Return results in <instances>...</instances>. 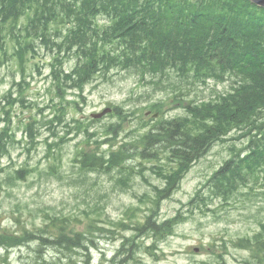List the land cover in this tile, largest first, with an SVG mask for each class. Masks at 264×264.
<instances>
[{"label":"trees","instance_id":"obj_1","mask_svg":"<svg viewBox=\"0 0 264 264\" xmlns=\"http://www.w3.org/2000/svg\"><path fill=\"white\" fill-rule=\"evenodd\" d=\"M38 47L61 55L53 59L50 69L59 91L64 87L81 90L86 83L106 78L113 71L129 72L141 82L149 80L159 92L175 85L173 75L190 86L203 85L208 80H232L228 94L211 103H188L182 118L163 119L155 109L159 116L150 119L154 124L140 136L141 149L133 154L122 144L107 155L97 151L77 155L83 175H110L118 171V181L123 186L134 173H124L123 167L132 159L158 160L163 156L165 163L150 168L164 184L152 186L155 196H151L150 206L146 205L150 214H144V219L133 218L135 230L152 239L150 246L142 245L146 250L172 236L179 223L193 212L216 213L217 208L208 207L215 200L223 205L241 188L254 190L250 184H256L264 172L263 8L248 0H0V66L15 61L21 76L28 59L37 55ZM69 58L75 59L71 70L65 68ZM10 84L0 98V189L5 171L1 161L16 144L34 146L42 128L49 132L50 138L44 139V144L54 161L60 144L56 142L57 124L66 134L77 131L90 136L86 126L64 119L63 107H54L56 114L48 120L44 117L42 121L25 124L23 141L16 140L11 114L17 104L24 106L26 84L24 78L11 80ZM115 111L120 113L119 108ZM113 125L111 130L115 134ZM232 130L246 138L244 146L223 159L216 169L203 173V180L184 204L189 211H178L157 221L160 200L171 198L193 168L201 166L204 152L214 144L221 145ZM48 140L53 143L48 145ZM171 163L176 167L168 168ZM136 172L143 176L142 170ZM23 174L25 169L16 171L14 179H22ZM47 221L49 224L36 231L21 232L20 237L0 234V246L21 247L37 242L36 249L31 250L35 264H48L46 248L64 253L74 248L87 252L95 246L96 232H105L104 227H98L90 235L78 231L70 234L65 231L68 223L62 219L53 217ZM122 224L115 228L126 229ZM252 237L239 238L236 245L264 255V223ZM136 246L140 245L134 239H124L119 252L129 254ZM6 261L2 258L0 264Z\"/></svg>","mask_w":264,"mask_h":264},{"label":"rangeland","instance_id":"obj_2","mask_svg":"<svg viewBox=\"0 0 264 264\" xmlns=\"http://www.w3.org/2000/svg\"><path fill=\"white\" fill-rule=\"evenodd\" d=\"M36 51V56H29L21 76L15 61L0 66V98L12 85L11 80L17 82L24 78L26 84L24 106L17 104L11 114L15 139L23 141L25 124L34 119L42 121L44 117L48 120L56 114L54 107H63L64 119L86 126L90 136L77 131L66 134L57 124L59 137L56 142L60 144L55 151L56 161L44 144V139L50 138L44 128L40 130L41 136L35 147L22 142L14 149L10 148V157L1 161L5 171L1 176L0 234L20 237L21 232L36 231L49 224L47 218L53 217L67 222L65 231L70 234L78 231L90 235L98 227L105 228L103 233L96 232L95 246H90L87 252L74 248L64 253L46 248L48 264H86V260L87 264H264V255L259 251L236 245L239 238L252 239L264 223V172L256 184H250L254 190L241 188L223 205L215 200L208 207L217 208L216 213L193 212L179 223L172 236L146 250L142 245L150 246L152 239L135 230L133 218L143 216L144 219V214H150L146 205L150 206L151 196H155L152 186L164 185L150 168L165 163L163 156L160 155L158 160L132 159L127 167L123 166L124 173L134 172L125 186L118 181V171L110 175L97 172L83 175L76 161L81 152L97 151L107 155L122 144L133 154L141 149L140 136L154 124L151 116H144L145 112L154 113L156 109L163 119L182 118L188 103H211L228 94L232 80L190 86L173 75L175 85L159 92L149 80L141 82L129 72L113 71L106 78L99 77L83 85L81 90H68L63 86L64 89L59 91L50 77V69L53 59L61 55L41 47ZM74 64L75 59L69 58L65 68L71 70ZM11 92L15 94V90ZM181 99L184 102H180ZM115 106L119 107V114L114 111L96 123L90 121L91 114ZM111 124H114L115 134L111 126L108 127ZM232 131L226 134L221 145L214 144L204 152L201 166L193 168L171 198L160 200L157 221L172 217L178 211H189L184 204L203 180V173L216 169L223 159L244 146L246 138H240L239 133ZM52 143L47 142L48 145ZM167 167H176V164ZM21 169H25L23 178L14 179L15 172ZM138 170H142L143 176L136 172ZM120 222L127 228L116 229ZM124 239H134L140 246L129 254L119 252ZM37 244L17 249L0 248V259L9 261L5 264H35V253L31 250L36 249ZM59 258L61 261H55Z\"/></svg>","mask_w":264,"mask_h":264},{"label":"water","instance_id":"obj_3","mask_svg":"<svg viewBox=\"0 0 264 264\" xmlns=\"http://www.w3.org/2000/svg\"><path fill=\"white\" fill-rule=\"evenodd\" d=\"M250 3L254 4L255 6L257 7H260V8H263L264 9V0H248ZM106 111L103 112V114L105 113ZM102 116V114L100 115H97L95 117H100Z\"/></svg>","mask_w":264,"mask_h":264},{"label":"bare ground","instance_id":"obj_4","mask_svg":"<svg viewBox=\"0 0 264 264\" xmlns=\"http://www.w3.org/2000/svg\"><path fill=\"white\" fill-rule=\"evenodd\" d=\"M103 20H104V19H103ZM99 23H100V22H99ZM103 23H104V21H103ZM103 23H102V24H103ZM240 80H241V79H240ZM241 81H242V80H241ZM235 87H237V86H235ZM235 89H236V88H235ZM235 89H234V90H235ZM235 93H236V92H235ZM180 102H184V101L181 99ZM232 132H233V131H232ZM121 245H122V244H121Z\"/></svg>","mask_w":264,"mask_h":264}]
</instances>
